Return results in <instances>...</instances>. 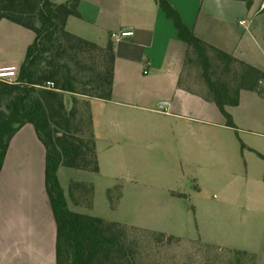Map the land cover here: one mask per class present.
Masks as SVG:
<instances>
[{
	"label": "crops",
	"instance_id": "1",
	"mask_svg": "<svg viewBox=\"0 0 264 264\" xmlns=\"http://www.w3.org/2000/svg\"><path fill=\"white\" fill-rule=\"evenodd\" d=\"M166 1L197 38L264 73V21L261 19L264 0L257 8L254 0L249 8L242 0ZM78 12L79 18L67 20L69 33L102 47L108 42L114 45L111 99H93L91 103L123 106L127 100L138 104L135 108L146 110L154 98H161L168 105L166 115L174 119L181 142L200 144L204 137L217 148L219 156L226 157L228 162L232 160L234 165L241 163L237 164L242 168L241 173L232 170L231 177L235 184H258L255 186L257 197L239 202L236 209L256 211L250 206L258 204L256 216L263 219L264 76L256 81L254 90L240 92L237 106L227 108L234 125L228 127L202 89L196 91L178 84L183 51L187 47L154 0H81ZM252 15L259 16L253 28L245 19ZM240 21H245V26ZM7 22L0 21V32L8 27ZM122 30H131L132 35L118 41L111 38L112 33ZM33 39V33L26 39L24 55ZM6 49L7 45L0 42V76L10 74L15 80L24 55L21 61H6L3 53ZM204 126L218 131L198 134ZM44 165V146L33 126L25 124L11 138L0 171V264H55L56 225L45 190ZM62 168L57 172L60 186ZM244 218L239 220L244 223ZM245 235H242L243 247L233 241L206 243V246L243 251L255 258V264H264V226L259 234L245 232Z\"/></svg>",
	"mask_w": 264,
	"mask_h": 264
},
{
	"label": "trees",
	"instance_id": "2",
	"mask_svg": "<svg viewBox=\"0 0 264 264\" xmlns=\"http://www.w3.org/2000/svg\"><path fill=\"white\" fill-rule=\"evenodd\" d=\"M80 1L0 0V21L34 34L16 79H0V171L11 138L31 124L45 150V190L56 225L55 264H138L139 240L149 230L71 211L68 199L80 206V197L86 192L92 197L93 187L72 182L66 199L57 177L60 167L98 173L90 108L86 126L83 118L77 119L76 105L79 97L90 103L93 99L109 101L112 96L114 45L108 42L102 47L66 30L70 17H80ZM154 1L187 47L184 68L198 69L206 98L215 104L226 125L234 127L227 108L238 105L242 90H254L264 73L200 40L166 0ZM242 1L247 8L252 4V0ZM108 195L115 206L112 190ZM119 196L118 190L117 199ZM229 251L236 264H255L252 255Z\"/></svg>",
	"mask_w": 264,
	"mask_h": 264
},
{
	"label": "rangeland",
	"instance_id": "3",
	"mask_svg": "<svg viewBox=\"0 0 264 264\" xmlns=\"http://www.w3.org/2000/svg\"><path fill=\"white\" fill-rule=\"evenodd\" d=\"M261 1L254 0V8ZM258 18L252 15L245 19L253 28ZM261 19L264 21V17ZM6 24L8 27L0 32V42L8 48L3 52L5 60L21 61L24 43L32 33L10 22ZM186 52L183 51L182 63ZM181 77L187 88L202 89L205 93L196 67L182 65ZM14 78L10 74L0 76L7 82ZM135 105L138 104L127 100L119 106L86 103V99L78 98L77 119L83 118L86 126L90 108L99 171L93 174L62 168L59 177L67 198L72 182L93 187L92 197L89 192L83 194L80 206H73L68 199V208L149 230L139 240L142 247L138 264H236L231 251L207 247L206 243L233 241L243 247L245 232H261L264 218L256 216L260 205L250 206L256 211L236 209L239 202L257 197L255 186L258 184H235L231 171L236 169L240 174L241 163L236 167L232 160L228 162L226 157L219 156L210 140L202 137L200 144L181 142L174 119L166 115L168 105L161 98H154L146 110ZM208 131L212 134L218 129L204 126L198 134ZM219 160L223 163H215ZM109 190L115 206H111ZM243 217L244 223L239 220ZM157 233L176 237H159Z\"/></svg>",
	"mask_w": 264,
	"mask_h": 264
},
{
	"label": "built area",
	"instance_id": "4",
	"mask_svg": "<svg viewBox=\"0 0 264 264\" xmlns=\"http://www.w3.org/2000/svg\"><path fill=\"white\" fill-rule=\"evenodd\" d=\"M239 24L242 26H245L246 23H245V21H240ZM131 35H132L131 30H122L119 33H112L111 38L114 39L115 41H118L122 37H127V36H131ZM143 73L146 74V70H144Z\"/></svg>",
	"mask_w": 264,
	"mask_h": 264
}]
</instances>
